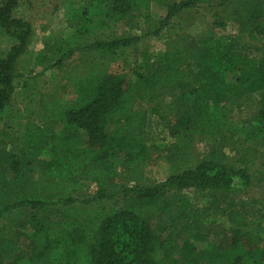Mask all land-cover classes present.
<instances>
[{
	"label": "trees",
	"instance_id": "trees-1",
	"mask_svg": "<svg viewBox=\"0 0 264 264\" xmlns=\"http://www.w3.org/2000/svg\"><path fill=\"white\" fill-rule=\"evenodd\" d=\"M162 1L90 0L64 39L43 40L22 67L40 42L21 0H0L9 43L0 114L38 68L62 81L82 68L61 120L46 122L61 133L2 130L0 264H264V213L236 197L264 183L254 172L264 141V0ZM154 3L166 6L156 22ZM195 14L211 24L193 37L181 20ZM231 23L238 32L222 38ZM150 37L164 41L157 63L142 46ZM131 66L139 95L122 73ZM246 106L254 113L238 121ZM197 141L206 152L183 168ZM160 161L171 167L162 182ZM84 183L90 193L80 200Z\"/></svg>",
	"mask_w": 264,
	"mask_h": 264
},
{
	"label": "rangeland",
	"instance_id": "rangeland-1",
	"mask_svg": "<svg viewBox=\"0 0 264 264\" xmlns=\"http://www.w3.org/2000/svg\"><path fill=\"white\" fill-rule=\"evenodd\" d=\"M179 1V0H177ZM90 0H21L22 3V12L23 15L30 21L34 30L37 42V46H33L31 51L26 55L20 66H25L27 63L26 59L35 57L39 53L41 48V43L45 39L48 41H53L54 39L65 38L67 35V23L72 20H78L80 18V9L83 6H87ZM162 4L166 3V0L160 2ZM166 5V4H165ZM166 6L158 5L154 3L151 9V17L154 22L157 21L162 15L165 14ZM209 19L206 17L195 14L194 16H184L181 20L184 31L193 37L199 35L202 29L210 26ZM152 27V26H151ZM238 32L237 26L230 24L226 29H223L222 32L219 31L222 38L230 37V35H236ZM142 46L150 47V52L153 57V62L157 63L160 61L163 51H165L164 41L162 38L150 37L146 38ZM9 48V43L5 40V37L0 34V57H2ZM134 61V60H132ZM112 63V62H111ZM110 63V64H111ZM121 62H113L109 70H115L116 68H121ZM108 68V67H107ZM38 73L40 76H37V80L34 78L33 81L36 82L27 88L18 87L15 90L13 101L8 105L5 111L0 114V135L6 130L5 125L8 127L6 131L14 133L19 130V127H25L27 124L29 128H34L35 126L42 127L46 132H57L61 133L63 128L62 125L54 126L53 124H46L49 119H53L57 122L61 120L62 106L66 101L71 100L76 97L77 85L76 80L82 73L81 66L74 68L73 73L66 78V81H62L58 76H54L52 72H45L43 74V68H38ZM123 75L133 83L134 93L133 95H139V82L132 75V66L129 70L122 71ZM67 91L61 92L65 88ZM41 98H43V103H40ZM234 106L228 105L225 110L229 114H236V110L233 109ZM248 110V112L240 115V119L246 118L249 114L254 113V109L251 107L243 108ZM237 121V119H235ZM158 122V121H157ZM36 123V124H33ZM30 124V125H29ZM161 124L158 122L156 125V130L160 133ZM1 140V136H0ZM261 141V140H259ZM15 143H10L9 148ZM208 143L206 141H197L193 143L192 147L188 149V157L184 159L182 167L184 168L188 164H193L195 158H199L207 150ZM260 149L263 153L262 160L256 164L254 167V172L256 174L264 175V141L261 142ZM60 172V171H59ZM61 173V172H60ZM171 173V167L165 162L160 161L155 165V176L158 182L165 181ZM252 189V188H251ZM251 193H248L247 196L243 193H236V197L240 201H249L251 202L248 206V210L259 213L260 215L264 213V183H256L255 188H253ZM93 191V190H91ZM62 192V190L50 188L44 191L46 195H54ZM90 193L89 183H84L83 189L75 192L74 195L78 199H83L84 195ZM188 198L192 197L191 192H186ZM205 247V248H204ZM206 249V246L202 247ZM23 254L28 252L23 249ZM206 254V253H203Z\"/></svg>",
	"mask_w": 264,
	"mask_h": 264
}]
</instances>
